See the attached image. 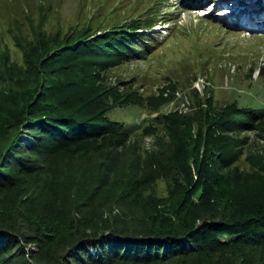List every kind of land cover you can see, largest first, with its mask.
I'll return each mask as SVG.
<instances>
[{"label":"trees","instance_id":"trees-1","mask_svg":"<svg viewBox=\"0 0 264 264\" xmlns=\"http://www.w3.org/2000/svg\"><path fill=\"white\" fill-rule=\"evenodd\" d=\"M152 26L141 18L94 35L85 29L63 38L34 31L31 40L16 43L21 65L7 53L0 55V203L28 179L32 193L27 192L25 204L35 208L29 225H19L18 231L17 223L0 217V264H13L22 241L59 247L68 234L66 256L73 264H264V161L249 175L231 170L242 142L230 149L220 142L229 134H264V110L232 104L220 117L213 111L206 117L209 122L200 124L206 132L201 146L193 148L191 136L183 134L172 146L158 144V154L146 152L150 158L145 167L136 163L121 172L110 156V151L125 150L133 136L125 124L107 117L110 106L122 99L125 104L141 101L121 95L118 87H105L99 76L155 51L159 43L146 33ZM180 118L157 120L168 133L180 134V127L197 123L199 117ZM13 122L21 130L27 128L7 139L1 133ZM154 125L142 131H156ZM23 135L30 140L28 147L21 142ZM92 153L100 159H93ZM77 154L91 157L97 166L75 175L68 191L55 193L45 213V181L53 178L48 168L55 158ZM68 169L66 165L63 171L70 173ZM159 179L167 186L168 198L155 193ZM246 189L252 196L238 199L239 190ZM80 202L85 206L76 215L79 219H54L66 211L64 204L77 208ZM40 248L36 261L23 257L20 264H49L38 256L45 251ZM255 253L258 262L251 260Z\"/></svg>","mask_w":264,"mask_h":264},{"label":"rangeland","instance_id":"rangeland-1","mask_svg":"<svg viewBox=\"0 0 264 264\" xmlns=\"http://www.w3.org/2000/svg\"><path fill=\"white\" fill-rule=\"evenodd\" d=\"M207 1L210 3L214 0H0V55L7 53L11 60L21 65L22 53L16 43L31 40L34 31H40L46 36L59 33L63 38L65 35L81 33L84 29L94 35L108 32L131 20H150L153 26L146 33L159 43L158 48L143 60L127 62L101 72L99 76V82L103 80L105 87H118L121 95L128 93L141 101L133 100L125 104V99H122V103L110 106L107 117L125 124L133 133L125 150L110 151L114 164L121 172L136 163L145 167L149 155L158 154V144L167 147L172 143V146L183 134L185 138L191 136L193 148L201 146L206 136L202 127L209 122L205 121L206 117L213 111L220 117L225 107L232 104L264 110V0H218L217 9L212 10L213 13L208 17L206 11L209 7L202 9ZM200 10L205 13L201 14ZM226 12L229 13L228 16L221 17ZM26 88L27 85L23 90ZM18 91L21 89L18 88ZM173 115L185 121L198 117L200 120L198 118L195 124H185V128L180 127V134L168 133L157 119ZM153 123L156 131H142ZM17 126L18 122H13L1 134L12 139L27 128L25 126L21 130V126ZM263 135L261 132L251 131L229 134L220 139L222 147L227 149L242 142L243 149L231 170L245 175L257 171L264 161ZM21 142L24 147L30 144L25 135ZM202 154L201 148L199 157ZM99 157L92 153L93 159H100ZM91 161V157L79 154L71 155L69 159L62 156L52 161L48 172L57 184H53V178L45 181L48 187L45 194L48 198L44 201L45 213L54 204L51 197L55 193L59 194L60 190L68 191L75 175L97 166ZM66 165L69 166L70 173L63 171ZM29 184L31 182L27 179V182L12 190L0 203V217L5 222L17 223V231L19 225H29L33 214L31 211L35 210L34 206L25 204L28 198L26 196L32 193L27 189ZM155 185L157 197L168 198L164 180L159 179ZM222 187L224 190L227 188L224 185ZM257 195L259 196L258 192ZM249 196H252L249 189L239 190L238 199ZM64 205L66 206L62 207L65 212L55 215L49 213L56 220L62 219L60 222L63 223L70 218L79 219L76 215L85 206L81 202L77 208L72 203ZM38 211L43 213L42 208H38ZM17 216L20 217L18 222L15 221ZM68 236L69 234L61 238L59 247L39 245L32 242V239L22 241V247L17 250L21 253L16 260L12 259V263L20 264L23 257L28 261H36L35 253H39L40 246H43L45 251L38 256L44 263L73 264L72 259H67L66 256V245L71 239ZM22 248L24 250L20 251ZM89 253L95 256L96 250L91 248ZM3 256L0 254V263ZM253 259L258 262L259 255L255 253L251 260ZM166 264L204 263H199L198 260H175Z\"/></svg>","mask_w":264,"mask_h":264},{"label":"bare ground","instance_id":"bare-ground-1","mask_svg":"<svg viewBox=\"0 0 264 264\" xmlns=\"http://www.w3.org/2000/svg\"><path fill=\"white\" fill-rule=\"evenodd\" d=\"M249 2H252V0H250ZM232 5V4H231ZM214 7H215V4L213 5ZM217 9V8H216ZM215 9V10H216ZM231 9V8H230ZM233 10V9H232ZM224 11V10H223ZM228 12H226L225 14H227ZM209 14V13H208ZM229 14V13H228ZM255 24H257V23H255Z\"/></svg>","mask_w":264,"mask_h":264}]
</instances>
